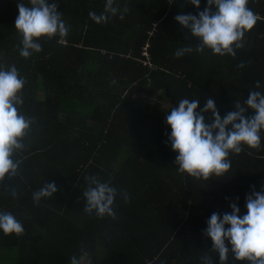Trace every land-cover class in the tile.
Wrapping results in <instances>:
<instances>
[{"label":"trees","instance_id":"16d2710c","mask_svg":"<svg viewBox=\"0 0 264 264\" xmlns=\"http://www.w3.org/2000/svg\"><path fill=\"white\" fill-rule=\"evenodd\" d=\"M19 2L31 6L0 0V65H14L26 80L19 112L34 122L15 157L19 175L0 182V212L25 230L19 237L0 230V264H71L72 257L78 264L87 257L89 264H205V256L221 264L207 221L231 213L233 203L243 217L247 196L264 190V130L261 150L244 146L229 155L224 177L205 181L179 173L166 116L182 99L198 100L199 112L213 98L223 118L237 101L247 107L250 91L264 94V0H249L258 20L235 57L207 48L175 56L198 43L175 17L198 16L207 0L199 8L190 0H114L120 12L128 7L124 19L109 13L100 24L89 13H104L106 0H49L68 35L41 38L42 51L24 58ZM201 114L214 122L211 111ZM87 177L117 189L115 219L85 212ZM53 182L57 192L36 203L33 193ZM227 264L250 262L230 251Z\"/></svg>","mask_w":264,"mask_h":264},{"label":"clouds","instance_id":"9594fccd","mask_svg":"<svg viewBox=\"0 0 264 264\" xmlns=\"http://www.w3.org/2000/svg\"><path fill=\"white\" fill-rule=\"evenodd\" d=\"M199 8L201 0H190ZM31 6L19 2L15 29L22 36L23 47L20 55L29 58L33 52L42 51L39 42L41 38L53 39L60 37L61 41L68 35L70 28L61 18L57 10L58 4L49 0H29ZM249 0H207V7L199 15L180 14L175 19L191 30L198 41L195 49L186 47L175 52L176 57L193 51L203 52L210 49L213 54L236 56V49L243 48V38L246 32L253 29L257 23V15L248 7ZM114 0H106L104 13L97 15L90 12L89 16L96 23H107L109 13L115 16L120 9L114 7ZM212 5L216 11H212ZM128 11L125 6L119 18L124 19ZM145 51L146 54L143 53ZM142 55L147 56L146 45ZM238 67L243 68L241 63ZM26 80L20 77L13 65L5 69L0 65V182L5 178L12 179L19 175L21 161L16 155L25 148L24 140L31 130L34 118L25 117L19 112L23 104L22 90ZM115 83V81H113ZM260 86L259 82L256 87ZM247 107L236 102V111L221 117L213 98H208L204 108L199 112L198 100L182 99L178 106L171 109L166 116V122L171 127V147L178 152L175 163L179 173H187L196 179L210 180L213 177H224L231 168L230 154H240L244 146L261 150V132L264 130V94L250 91L244 102ZM254 114L247 115L248 109ZM214 116V122L205 123L201 113L209 112ZM231 125V128H229ZM89 187L84 191L86 198L85 212L99 217L105 215L116 218L113 210L117 189L109 183L101 182L96 177H87ZM57 185L46 183L43 188L33 193V199L39 203L42 197H51L57 192ZM12 196L17 195L12 191ZM128 197L125 194V200ZM247 213L240 216L239 207L231 204L232 212L213 213L207 221L205 235L213 241L211 251L218 252L221 264H227L229 252L235 259L249 261L250 264H264V190L253 191L247 196ZM230 225V227H225ZM0 230L5 235L24 234V227L15 216L8 212H0ZM228 241L231 245L229 248ZM205 264H213L211 256L203 257ZM71 264H78L72 257Z\"/></svg>","mask_w":264,"mask_h":264},{"label":"rangeland","instance_id":"374dc122","mask_svg":"<svg viewBox=\"0 0 264 264\" xmlns=\"http://www.w3.org/2000/svg\"><path fill=\"white\" fill-rule=\"evenodd\" d=\"M151 100V99H150ZM150 102V101H149ZM153 102H158V105L162 106L163 108H166L168 106V103L166 101H160V100H157V101H153L152 100V103ZM11 254L13 255V252H11ZM80 264H89V257L87 258H82V262Z\"/></svg>","mask_w":264,"mask_h":264},{"label":"built area","instance_id":"2783aa9c","mask_svg":"<svg viewBox=\"0 0 264 264\" xmlns=\"http://www.w3.org/2000/svg\"><path fill=\"white\" fill-rule=\"evenodd\" d=\"M146 47H147V45H146ZM143 53L146 54L145 51H143ZM144 63H147V62H144ZM148 64L150 65V63H148Z\"/></svg>","mask_w":264,"mask_h":264}]
</instances>
